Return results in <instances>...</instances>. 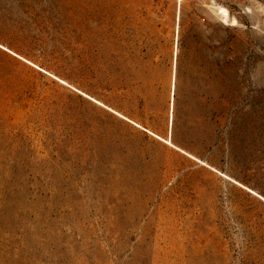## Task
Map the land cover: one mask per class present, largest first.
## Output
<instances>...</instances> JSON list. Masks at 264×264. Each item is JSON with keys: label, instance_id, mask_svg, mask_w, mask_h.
<instances>
[{"label": "rangeland", "instance_id": "rangeland-1", "mask_svg": "<svg viewBox=\"0 0 264 264\" xmlns=\"http://www.w3.org/2000/svg\"><path fill=\"white\" fill-rule=\"evenodd\" d=\"M263 199L264 0H0V264H264Z\"/></svg>", "mask_w": 264, "mask_h": 264}, {"label": "bare ground", "instance_id": "bare-ground-1", "mask_svg": "<svg viewBox=\"0 0 264 264\" xmlns=\"http://www.w3.org/2000/svg\"><path fill=\"white\" fill-rule=\"evenodd\" d=\"M220 10H221L222 17L227 19V11L225 9H222V8Z\"/></svg>", "mask_w": 264, "mask_h": 264}]
</instances>
